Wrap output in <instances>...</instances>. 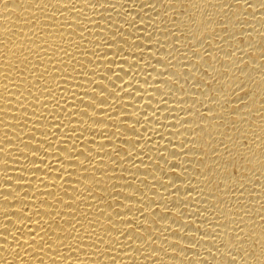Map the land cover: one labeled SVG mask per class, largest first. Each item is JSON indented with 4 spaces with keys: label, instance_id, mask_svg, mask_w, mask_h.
I'll return each mask as SVG.
<instances>
[{
    "label": "bare ground",
    "instance_id": "obj_1",
    "mask_svg": "<svg viewBox=\"0 0 264 264\" xmlns=\"http://www.w3.org/2000/svg\"><path fill=\"white\" fill-rule=\"evenodd\" d=\"M0 264H264V0H0Z\"/></svg>",
    "mask_w": 264,
    "mask_h": 264
}]
</instances>
